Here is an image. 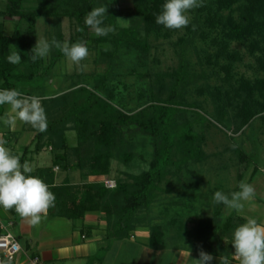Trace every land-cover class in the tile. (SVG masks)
Masks as SVG:
<instances>
[{"label":"rangeland","instance_id":"rangeland-1","mask_svg":"<svg viewBox=\"0 0 264 264\" xmlns=\"http://www.w3.org/2000/svg\"><path fill=\"white\" fill-rule=\"evenodd\" d=\"M49 1L51 6L62 8L63 0ZM165 2L155 0L153 4L151 0H104L97 6H107L103 26H112L115 30L98 37L88 28L84 42L89 55L81 62L86 65L85 69L79 70L77 65L64 58L55 64L46 79L50 88L47 93L54 96L74 85L89 87L94 77L110 72L119 101L116 103L124 113L135 112L153 95L166 99L173 88L183 97L182 100L178 97L177 101L192 107L185 108L176 117V122L180 125L192 123L193 130L203 135L204 141L197 156L200 159H193L179 170L176 164L170 165L167 175L158 185L160 191L157 199L148 209L138 210L127 222L130 227L159 228L163 231L164 253L153 257L158 264H164L167 260L172 263L175 248H185V245L206 247L193 235L196 224L201 220L211 219L219 227L213 233L212 239L216 243L212 248L218 244L219 248L232 245L225 240L229 241L235 228L246 222L245 217L264 222V115H255L250 127L242 126L244 116L258 112L260 105L264 106V0H202V7L188 13L189 25L179 30L156 24V15L161 12ZM5 4V0H0V12L4 11ZM36 7V0L24 4L26 11ZM143 13L147 15L146 18L142 16ZM0 22L4 24L7 35H12L15 24H18L17 30L26 36L28 25L25 22L5 17H0ZM255 25L259 27L254 28ZM130 28L137 29L136 39L140 47H147L145 52L115 48L119 34ZM189 28L195 30V39L185 52L189 77L178 83L168 75L179 67L178 44L191 37ZM232 30H239V37L231 35ZM77 33L74 20L43 17L37 20L33 46L37 39L44 38L50 42L57 35H61L62 42L72 44L70 39ZM50 57L51 52L43 58V66L49 65ZM131 72L136 75H131ZM8 110L7 106L5 112ZM197 113L204 115L209 123H195ZM26 127L33 129L28 124ZM127 137L133 144L131 151L134 158L130 165L122 166L113 161L109 177L94 179L83 178L79 172H73L74 184L97 182L104 185V182H109L116 186V180L122 184H132L128 176L147 171L154 142L138 132H131ZM22 142L28 144L30 140L23 138ZM237 150L246 156L247 162L238 158ZM184 156L182 153L174 155L172 161L176 162ZM242 180L251 184L256 191L255 199L244 202L243 210L237 212L213 202L216 191L230 196L232 192L239 191L238 185ZM116 201L108 200L113 210L107 220L111 228L116 227L119 220L120 202L114 207ZM229 216L232 217L231 226L225 234L222 228ZM209 242L210 239L207 245H211L212 242ZM142 250L136 251L130 245L123 247L119 264H136V261L145 264L143 262L152 260L144 258Z\"/></svg>","mask_w":264,"mask_h":264},{"label":"trees","instance_id":"trees-1","mask_svg":"<svg viewBox=\"0 0 264 264\" xmlns=\"http://www.w3.org/2000/svg\"><path fill=\"white\" fill-rule=\"evenodd\" d=\"M5 1V8L0 12V17L17 18L19 22H25L28 29L26 36H23L17 30L18 24H15L13 34L7 35L4 24L0 22V89L15 88L22 95L40 98L46 111L48 127L45 132L31 129L35 134L33 138L35 153L50 148L53 153V167H57L62 172H79L83 178L109 177L113 161L128 166L134 158L131 151L133 144L127 135L138 132L154 142L148 170L137 176H128L133 181L132 184H122L116 180V186L112 190L105 188L102 183L70 185L66 181L60 186H54L53 167L39 170L35 175L49 185L50 191L56 197L55 206L48 211L50 217L78 221L87 213L96 212L103 213L107 223L108 218L113 214L108 200H117L114 207L120 202L119 220L116 227L111 228L107 225V238L109 240L127 238L130 232L141 228L130 227L127 224L128 219L138 210L148 209L157 199L160 191L158 185L167 175L168 167L176 164V169L179 170L193 159L196 161L200 159L197 156L204 141L203 135L193 130L192 123L184 122L180 125L176 122V117L185 108L192 107L187 106L183 101H177L178 97L180 100L183 97L173 88L166 99L153 95L148 103L142 104L135 112L124 113L116 103L119 101L116 97V86L110 80V72L94 77L89 87L74 85L64 93L48 95L50 88L46 84V79L51 75L55 64L66 57L59 49L53 47L48 66H43V59H37L35 62L30 59L37 20L51 16L74 20L78 29L83 30H78L77 35L71 38L70 42H84L87 40L85 35L88 29L84 23L85 16L104 0H63L60 9L51 6L49 0H36L37 7L28 11L24 9V4L31 0ZM151 1L155 3V0ZM142 16L146 18L147 15L143 13ZM255 27L259 26L255 25ZM188 31L191 37L178 44L179 67L168 75L178 83L184 82L189 77L185 52L195 39V30L189 28ZM231 35L239 37V30H232ZM136 36V28L122 31L115 41V48L139 49L142 53L145 52L147 47H140ZM55 38L62 42L61 35ZM12 51L19 52L21 56L19 64L14 65L7 61V56ZM130 74L136 75L134 72ZM6 106H0V117L4 116ZM257 114L264 115V106L260 105L258 112L244 116L242 126L250 127ZM195 115L197 117L195 123L199 125L209 123L204 115L198 113ZM179 153L185 156L173 162L172 157ZM236 153L241 161L247 162L246 156L240 150ZM25 159L26 155L21 158V163L25 162ZM10 211L16 218L15 210ZM231 220L230 216L226 219L222 228L223 233H227L226 229L231 226ZM122 222L123 226H121ZM217 229L219 227L213 220H201L196 224L193 235L198 242L203 243V246L212 248L216 243L212 239L213 233ZM150 232L151 244L161 245L163 231L152 228ZM209 239L211 245H207Z\"/></svg>","mask_w":264,"mask_h":264},{"label":"clouds","instance_id":"clouds-1","mask_svg":"<svg viewBox=\"0 0 264 264\" xmlns=\"http://www.w3.org/2000/svg\"><path fill=\"white\" fill-rule=\"evenodd\" d=\"M202 6V0H166L161 12L156 15L155 22L166 29H183L190 23L188 13ZM106 13L107 6H99L85 16V25L98 37L106 36L115 30L112 26H103ZM53 47L59 49L69 61L78 66L79 70L85 69L86 65L81 62L87 59L89 50L83 41L69 44L68 41L59 42L55 37L50 42L44 38L37 39L31 50L30 59L35 62L37 59L47 57ZM7 61L14 65L19 64L21 62L19 52L12 51L7 56ZM5 105L9 110L0 118L5 126L14 129L19 121L30 125L38 132L47 130V115L39 97L22 95L15 88L0 89V106ZM7 143V140L0 137V207L4 210L14 209L30 225L39 226L49 209L55 206L56 197L41 178L29 175L33 172L32 166L27 161L21 163L20 156L13 154L5 146ZM238 187L239 191L232 192L230 196L216 191L213 202L240 212L244 209V202L255 199L256 191L251 184L243 180ZM245 220L246 222L237 226L232 234L230 242L235 249L232 259L238 261V264H264V222L253 217H245ZM188 255L190 257V250ZM213 259L211 254L201 249L198 258L190 261L191 264H211ZM219 261L220 264H232V260L224 255L219 257ZM0 264L12 262L10 259L0 260Z\"/></svg>","mask_w":264,"mask_h":264},{"label":"crops","instance_id":"crops-1","mask_svg":"<svg viewBox=\"0 0 264 264\" xmlns=\"http://www.w3.org/2000/svg\"><path fill=\"white\" fill-rule=\"evenodd\" d=\"M34 136L35 134L26 127L25 123L17 121L16 127L11 129L0 119V137L8 141L5 146L20 158L26 155L25 160L33 168V172L29 175L34 174L33 176L39 170L53 167V153L50 148L38 153L34 152ZM23 138L29 139L30 142L23 144ZM26 149L28 153L25 154ZM52 172L55 176L54 186H60L66 181L70 185H76L72 179L73 172H62L57 167H53ZM105 218L103 213L96 212L87 213L78 221L52 218L47 214L40 225L34 227L18 214L14 218L10 210L0 207V235L11 234L20 245L21 252L12 264H30L35 258L38 259V264H119L121 249L128 245L134 247L136 251L143 249L144 258H152L143 263L158 264L153 257L164 253L163 243L158 246L151 244L150 229L137 228L130 232L127 238L109 240ZM231 239H228V243ZM218 248L219 244L215 248L185 245V248L174 249L175 258L172 255V263L170 260H165L164 264H191L190 259L198 258L201 249L213 256L211 264H220L219 257L222 255L228 256L232 264H238V261L232 259L235 252L232 245ZM136 264L141 263L136 261Z\"/></svg>","mask_w":264,"mask_h":264},{"label":"built area","instance_id":"built-area-1","mask_svg":"<svg viewBox=\"0 0 264 264\" xmlns=\"http://www.w3.org/2000/svg\"><path fill=\"white\" fill-rule=\"evenodd\" d=\"M104 186L107 189L115 188V184L110 185L109 182H104ZM20 252V245L11 234L0 235V260L10 259L13 262ZM30 264H38V259H33Z\"/></svg>","mask_w":264,"mask_h":264}]
</instances>
